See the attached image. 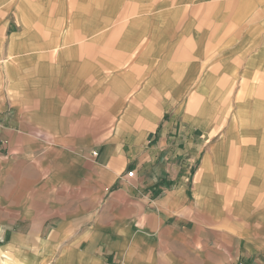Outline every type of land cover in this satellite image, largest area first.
I'll return each instance as SVG.
<instances>
[{
  "label": "crops",
  "instance_id": "1",
  "mask_svg": "<svg viewBox=\"0 0 264 264\" xmlns=\"http://www.w3.org/2000/svg\"><path fill=\"white\" fill-rule=\"evenodd\" d=\"M46 227L55 264H264V0H0V249Z\"/></svg>",
  "mask_w": 264,
  "mask_h": 264
},
{
  "label": "rangeland",
  "instance_id": "2",
  "mask_svg": "<svg viewBox=\"0 0 264 264\" xmlns=\"http://www.w3.org/2000/svg\"><path fill=\"white\" fill-rule=\"evenodd\" d=\"M96 152L93 151L92 154ZM46 231L37 234L31 239L34 240L33 247L25 250H14L10 247H4V251L0 249V264H3L2 254L8 256L9 264H55L63 255L65 246L69 243L70 239H64V234L49 232L48 227ZM74 236V235H73ZM56 241V246L51 248V245ZM6 242L0 238V247L5 246ZM111 261V260H110ZM109 260L106 262L110 263Z\"/></svg>",
  "mask_w": 264,
  "mask_h": 264
},
{
  "label": "bare ground",
  "instance_id": "3",
  "mask_svg": "<svg viewBox=\"0 0 264 264\" xmlns=\"http://www.w3.org/2000/svg\"><path fill=\"white\" fill-rule=\"evenodd\" d=\"M2 257H3L2 263L3 264H9V262H8V256L6 254H2Z\"/></svg>",
  "mask_w": 264,
  "mask_h": 264
},
{
  "label": "built area",
  "instance_id": "4",
  "mask_svg": "<svg viewBox=\"0 0 264 264\" xmlns=\"http://www.w3.org/2000/svg\"><path fill=\"white\" fill-rule=\"evenodd\" d=\"M93 155H97V152H94Z\"/></svg>",
  "mask_w": 264,
  "mask_h": 264
}]
</instances>
